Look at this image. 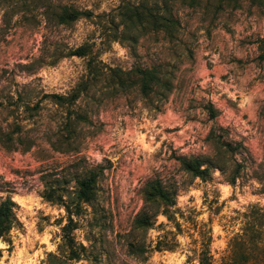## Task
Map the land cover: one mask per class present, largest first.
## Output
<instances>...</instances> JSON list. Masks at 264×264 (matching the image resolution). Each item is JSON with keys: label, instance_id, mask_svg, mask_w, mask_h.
Here are the masks:
<instances>
[{"label": "rangeland", "instance_id": "rangeland-1", "mask_svg": "<svg viewBox=\"0 0 264 264\" xmlns=\"http://www.w3.org/2000/svg\"><path fill=\"white\" fill-rule=\"evenodd\" d=\"M224 143L225 171L184 169ZM94 168L67 259L66 209L43 192L69 198ZM156 179L170 216L146 205ZM0 197L15 202L0 264H227L232 246L264 262V0H0Z\"/></svg>", "mask_w": 264, "mask_h": 264}, {"label": "trees", "instance_id": "trees-1", "mask_svg": "<svg viewBox=\"0 0 264 264\" xmlns=\"http://www.w3.org/2000/svg\"><path fill=\"white\" fill-rule=\"evenodd\" d=\"M133 12V11H132ZM82 15V12H79L75 9H71L66 14L68 19H78ZM134 16L139 17L138 11H134ZM132 20V19H131ZM169 20V24L167 25L169 29H175L178 21L174 18H167ZM168 29V30H169ZM87 54V49L84 46H80L75 50L70 51V55H78L85 56ZM151 70H142V77L147 78L148 75L151 76V80H155L157 77L150 72ZM150 86V82L146 85L142 86V92H146V87ZM52 98L56 99V102L59 104H63L65 102H70L72 99L75 100L77 95L72 96H63L58 94L49 95ZM223 147L220 149V157L212 156L208 159H205L200 156H191V157H183L181 158L182 165L184 169L191 173L193 176H203L204 173H207L210 168H219L222 171H225V165L228 163L227 160H224L223 157L234 153V147L231 143H224ZM99 178V170L97 168L90 169L84 174L82 177L77 178L76 180V188L74 194L68 198V194L65 190L66 187L60 184H50L48 185L44 192L43 196L47 200L54 201L64 206L67 212V223L63 226V245L68 251L66 258L68 259H79L80 252L77 249L76 239L74 237V230L77 228V218L81 216L87 204L91 203L97 196V183ZM236 180L235 176L231 177V181L234 182ZM144 196L146 205H152L154 203L162 204L164 207V213L170 216L169 212L171 210V206L174 204L172 200L171 192L162 184L160 180H152L149 181L144 188ZM15 206V202L11 197L2 198L0 197V237L6 235L12 228L13 224V209ZM151 215L146 212H142L135 219V227L144 228L151 225L152 219ZM264 240V239H263ZM84 247V245H81ZM245 251H241L237 249L235 246L230 248L227 264H249L246 262L248 256L244 255ZM1 256V255H0ZM201 264H214L212 258L209 255V251L205 250L201 254L200 258ZM257 264H264V262H260Z\"/></svg>", "mask_w": 264, "mask_h": 264}]
</instances>
